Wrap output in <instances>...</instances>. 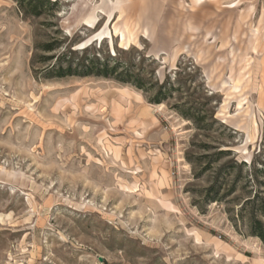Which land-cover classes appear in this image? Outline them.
<instances>
[{
	"label": "rangeland",
	"instance_id": "rangeland-1",
	"mask_svg": "<svg viewBox=\"0 0 264 264\" xmlns=\"http://www.w3.org/2000/svg\"><path fill=\"white\" fill-rule=\"evenodd\" d=\"M51 1L34 16L0 0V264H264L248 215L231 218L247 168L205 197L222 165L264 163V0ZM92 43L191 89L160 106L113 76L43 71ZM190 94L205 129L172 107Z\"/></svg>",
	"mask_w": 264,
	"mask_h": 264
},
{
	"label": "trees",
	"instance_id": "trees-1",
	"mask_svg": "<svg viewBox=\"0 0 264 264\" xmlns=\"http://www.w3.org/2000/svg\"><path fill=\"white\" fill-rule=\"evenodd\" d=\"M22 6L24 12L34 16H40L43 13L44 7L55 6L56 1L51 0H18ZM94 43L83 48L85 57L79 60L77 63L68 61L67 56L69 54L77 53L76 49L65 46L63 52L57 56H45V61L55 59L53 64L43 68L47 76H54L56 78H62L70 75L88 76L98 75L104 77H115L119 81L124 83H131L138 89L142 90L147 97V100L151 103L162 104L167 102L170 98L174 97L176 92H185L191 89L187 82L178 78L179 73H175L174 81L170 76H167L165 80L159 81L155 78V73L151 74L148 78H144L141 74H135L134 65L131 62H123L117 57L122 53L131 54L133 49H117V53L109 55L105 58L101 56H91L88 52ZM63 46L62 42L58 40L49 41L44 44L42 50L45 52L55 51ZM145 60H152L149 57H142ZM112 62V63H111ZM177 112H179L184 118L192 121L197 128L205 129L210 125V120L213 119V113L210 110H206L203 104H199L195 98H192V94L188 96V100L182 103H177L172 106ZM231 150H220L217 156L220 158L231 155ZM239 166L247 168L245 176L246 190L243 196H236L233 198V202L239 206L235 216H231L234 223L241 218L245 219V214L248 216L249 232L253 236L259 237L264 241V163L261 164V168H257L254 162H250L248 166L247 161L238 162L233 160L232 162L222 165L212 181L211 185L205 191V197L212 202L223 201L236 191V182L238 177L231 180L227 192L220 194L221 189L226 185L227 177L232 174ZM207 166L204 169H208Z\"/></svg>",
	"mask_w": 264,
	"mask_h": 264
},
{
	"label": "bare ground",
	"instance_id": "bare-ground-1",
	"mask_svg": "<svg viewBox=\"0 0 264 264\" xmlns=\"http://www.w3.org/2000/svg\"><path fill=\"white\" fill-rule=\"evenodd\" d=\"M81 44H82V43H81ZM84 44H85V43H84ZM86 44H87V43H86ZM122 45H123V44H122ZM128 45H129V44H128ZM79 46H80V44H79ZM123 46H124V45H123ZM124 47H125V46H124ZM127 47H128V46H127ZM162 105H163V104H160V106H162ZM160 106H159V107H160ZM157 109H158V108H157Z\"/></svg>",
	"mask_w": 264,
	"mask_h": 264
},
{
	"label": "water",
	"instance_id": "water-1",
	"mask_svg": "<svg viewBox=\"0 0 264 264\" xmlns=\"http://www.w3.org/2000/svg\"><path fill=\"white\" fill-rule=\"evenodd\" d=\"M103 258L102 257H100V260H102Z\"/></svg>",
	"mask_w": 264,
	"mask_h": 264
}]
</instances>
